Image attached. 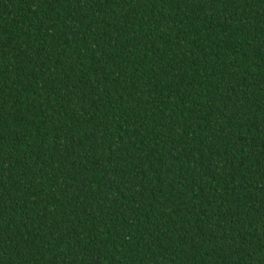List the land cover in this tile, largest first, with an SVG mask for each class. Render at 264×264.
<instances>
[{"label": "trees", "instance_id": "1", "mask_svg": "<svg viewBox=\"0 0 264 264\" xmlns=\"http://www.w3.org/2000/svg\"><path fill=\"white\" fill-rule=\"evenodd\" d=\"M0 264H264V0H0Z\"/></svg>", "mask_w": 264, "mask_h": 264}]
</instances>
